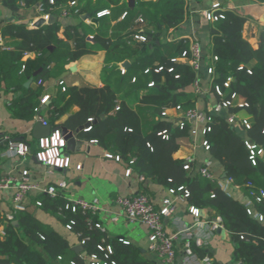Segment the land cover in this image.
Listing matches in <instances>:
<instances>
[{
    "label": "trees",
    "instance_id": "obj_1",
    "mask_svg": "<svg viewBox=\"0 0 264 264\" xmlns=\"http://www.w3.org/2000/svg\"><path fill=\"white\" fill-rule=\"evenodd\" d=\"M0 1L12 12L41 4L51 15L60 18L61 10L66 9V17L78 19V23L63 25V37H59V21L39 27L13 19L2 21L0 36L12 41L3 49L0 47V89L12 88L15 92L10 102L13 116L31 118L46 111L51 128L66 127L71 131L91 118L90 129L81 130L80 138L96 140L153 184L176 189L180 194L186 190L185 199L190 206L211 209L220 217L233 245V263L264 264V220L257 218L259 214L264 217V197L259 195V189L264 190V31L259 33L254 46L243 34L247 16L226 9L212 23L211 43L204 51V60L208 61L210 55L217 57L211 95L217 102L232 101V105L220 112H206L210 117L209 130L203 135L209 144L207 152L226 179H232L247 196L250 201L247 206L228 194L217 179L202 176L192 162L184 168L186 161L174 154L190 140L192 122L184 119L180 127L169 117L161 116L163 109L177 105L178 113L184 115L203 97L193 89L196 74L191 66L172 60L188 49V41L162 39L166 30L183 20L185 0H136L133 7H128L125 0H54V4H49V0ZM70 1L75 4L69 5ZM104 9L109 12L98 17L97 24H88L80 18L83 13L96 17ZM139 16L142 22L136 20ZM139 33L146 37L145 44L135 39ZM55 49L63 50L64 58L51 67L50 55ZM99 50L104 52L105 63L100 86L63 81L65 90L59 87L55 99L41 105V85L35 82L24 85L30 78L43 82L62 71L66 62ZM29 52L42 53L35 71L22 61ZM125 60L129 65L121 74L118 63ZM23 63L25 68L21 70ZM145 69L149 71L144 73ZM133 76L135 82H131ZM226 76L231 77L228 86L223 84ZM151 81L153 85L147 86ZM215 86L221 95L216 93ZM73 106L78 109L71 113ZM230 113L247 118L249 128L230 124L227 121ZM102 114L104 117L99 118ZM163 130L165 137L158 134ZM247 144L262 151L254 154V164ZM179 187L182 189L177 190ZM31 200L38 201L39 208L64 225L70 223V230L77 235L85 255L74 251L65 237L28 210H14L11 220L0 217L4 233V236L0 234V264H157L133 243L96 227L95 223L99 222L96 213L79 207L72 211L63 190L53 196L41 192L32 195ZM189 243L199 257L209 255L193 240Z\"/></svg>",
    "mask_w": 264,
    "mask_h": 264
},
{
    "label": "crops",
    "instance_id": "obj_2",
    "mask_svg": "<svg viewBox=\"0 0 264 264\" xmlns=\"http://www.w3.org/2000/svg\"><path fill=\"white\" fill-rule=\"evenodd\" d=\"M218 1L221 2L225 9L238 10L242 12L243 15L247 16L243 34L254 46H256L259 33L264 31L261 23V18L264 17V2H256L254 0ZM125 2L127 4V0H125ZM211 2V0H185V14L183 20L174 27L166 30L163 33L162 39L164 41H173L195 35L200 41L203 51H206L211 43L210 30L212 23L204 19L203 11L210 6ZM39 17L40 13L36 4L20 8L17 12H12L5 8L0 1V28L3 25L2 21L9 19H13L17 22L24 21L29 24V26H33L32 24ZM57 21L61 24L59 37H63V25L66 23H78V19L71 17H57ZM85 22L88 24L92 23L88 20ZM89 36L90 35H88V38ZM11 41L10 38H2L0 36V47L3 49V46L9 44ZM2 51L1 62L3 63L5 60ZM41 55L42 53L29 52L23 56L22 61L27 63L31 71H35L36 61ZM50 58V66L54 67V65H57V63L63 60L64 51L55 49L50 55ZM207 62V59L204 60L203 66H205ZM73 65H76L75 70L70 69ZM119 65L120 63H118V66ZM104 66V52L101 50L94 54L83 56L76 61L66 62L62 71L43 80L39 95V103L41 105H48L55 99L59 87L61 88L59 85V81L61 80L71 82L74 85H78L81 82L99 86L102 85ZM28 81H30V84L35 82V84L39 85L34 78H30ZM200 81L204 93L202 94L203 97L197 101L196 108L204 114H206V112L215 113V107L218 102L211 95L210 78L203 74ZM14 96L15 92L12 88L6 89L2 87L0 89V132L8 135L12 141L26 143L29 146V151L25 155L3 156L2 152L5 150L6 145L5 143H1L0 176H20L21 171L27 169L29 170V182L38 185L40 188H44L62 179L66 180L71 185L70 188L67 189V193L64 191L67 198L87 200L93 198L98 199L100 206L97 213L99 222L110 236L116 238L121 237L127 242L133 243L142 249L147 258L155 261L157 264H163L157 258L156 253L150 248L148 242V229L142 224L129 222L124 215L120 213V208L116 205L114 200L118 195L144 192L151 198L156 207H160L162 205V200L168 196V189L153 184L143 177L141 179V175L137 174L133 169L130 175H125V171L129 166L125 160L121 158L120 160H115L114 158L105 157L107 150L102 148L97 142H90V140L83 138H81L83 143L80 146H71L72 150H68L65 143V153L69 155L70 159L68 167H48L37 161L34 157V153L38 149V138L33 135V129L35 124L40 120L37 118V114L31 118L13 116L10 102ZM43 97H46V101L41 103ZM77 109V106H73L71 108V113L75 112ZM168 113L175 119L181 118L173 109H168ZM40 116L49 120L46 111ZM191 122L192 126L202 125L201 122ZM53 129L55 128H51V130ZM37 131L36 133H39V137L46 135V129L43 128V126H39ZM201 139V135H196L194 137L190 136V140L184 142L179 150L175 152L174 156L184 160L191 158V162L195 169H198L204 161L210 160L211 171L215 176L223 179L222 170L218 163L211 159L208 152L201 147ZM226 192L239 201H247V196L237 185H228ZM38 193H40L38 189H34L30 192V200L26 210L31 212L39 220L50 224L57 232L65 237L72 246L78 244L79 240L75 233L67 229L65 225L53 215L44 212L32 202L31 196L37 195ZM12 194L13 190L11 189L0 190V217H4L13 211ZM182 195L183 194L178 192L176 193L174 211L163 219L165 230L174 236V247L176 252L175 264H183L186 240L182 232L185 230L190 231L193 236L199 235L200 237H205L202 248L208 252V256L212 259V264H236L232 261L233 245L227 230L225 235H222L214 230L210 231L207 228V222L212 221L213 218L216 217L214 211L208 208H201L200 210H202V212H200L198 218H195L189 211L190 205ZM114 217L118 219L114 221ZM2 235L4 236V234Z\"/></svg>",
    "mask_w": 264,
    "mask_h": 264
},
{
    "label": "built area",
    "instance_id": "obj_3",
    "mask_svg": "<svg viewBox=\"0 0 264 264\" xmlns=\"http://www.w3.org/2000/svg\"><path fill=\"white\" fill-rule=\"evenodd\" d=\"M210 6L203 11V17L204 19L209 22L213 23L216 21L219 17H221V13L225 11L226 9L223 7L221 2L218 0H211ZM49 4H54V0H49ZM75 1H70L69 5H74ZM37 9L40 13V17H42L45 21L51 16V14L47 11H44L41 4H37ZM236 12H239L242 14V12L234 9H230ZM109 11L108 9L101 10L97 12L96 17H100L104 14H107ZM68 14V11L66 9H62L60 16L66 17ZM243 15V14H242ZM124 16V14L121 16V18ZM245 16V15H244ZM137 21L142 22L143 19L139 16ZM261 23L264 28V17L261 18ZM89 38L91 39L92 36L90 35ZM135 39L142 44H145L147 42L146 37L139 33L135 35ZM188 41V49L182 52V55L180 58H173V61H182L191 66L193 71L196 74V80L193 84V89L197 94H203L204 91L201 87V77L203 74H205L207 77L210 78V91L213 84V79L217 75V71L215 68V61L217 60V57L215 55H210L208 62L205 66H203L204 63V51L203 47L201 46L200 41L195 35H190L185 37ZM25 65L24 63L21 65V70H24ZM242 68V67H240ZM120 73L124 74L126 68L123 67L120 63L119 65ZM149 69H145L144 73H147ZM231 80L230 76H226L224 80V86H228L229 81ZM136 77L133 76L131 78V82H135ZM37 83L39 85H42L43 82L41 80H38ZM59 85L61 86V90L64 91V82L61 80L59 81ZM153 82L147 83V86H152ZM215 91L218 95H221V91L218 86H215ZM234 96V95H233ZM232 96V97H233ZM46 101V97H43L41 99V103H44ZM230 105H232L231 100H223L222 102H218L217 106L215 107L216 112H220L223 109H227ZM119 107L116 106L115 109L117 110ZM178 115H180V119H175L174 117H171L168 113V109L165 108L161 111L162 117H169L174 121L175 124L182 127L183 120L188 119L190 121H197L201 122L202 125H194L190 128V136L194 137L196 135H201L202 139L200 142L201 147L207 151L209 149V144L207 140L204 138V134L207 130H209L208 122L210 121V117L198 110L196 107L193 109H189L184 115L179 114L178 110L180 109V106L177 105L174 108H172ZM35 112L38 111V108L34 109ZM37 118L41 121L43 125H50L48 120L41 117L40 115H37ZM227 121L232 124L234 127H243V128H249V121L247 118H239L237 115L230 113L227 115ZM88 122H92V119L89 118ZM90 126L85 128V130H89ZM166 131L163 130L159 132V135H162L165 137ZM90 142H96V140H90ZM5 143L6 148L2 152L3 156H15V155H25L29 151V146L26 143L23 142H15L12 141L8 135L2 134L0 132V144ZM65 138L61 133V130L59 128H55L51 130V132L47 136L39 137L37 140L38 149L34 153V157L37 161L43 163L44 165L48 167H57V168H66L69 166V155L65 153ZM247 146L250 149V159L252 163L254 164V154H261V149H257L254 145ZM105 157L107 158H114L115 160H120L119 155H113L110 152L105 153ZM191 158H187L185 161L184 168H188V163L191 162ZM132 161L130 160L129 163ZM211 161L206 160L202 163V165L199 167V173L209 179H217L220 183V186L227 191V187L230 184H234L232 179H220L217 176L214 175V173L210 169ZM132 172V167L129 165L125 171V175H130ZM28 173L29 170L24 169L21 171L20 176L15 175H3L0 176V190L3 189H11L13 190L12 194V201H13V211L14 210H26L29 204L30 200V192H32L34 189H38L41 192L47 193L51 196L55 195L58 190L67 191V189L70 188V183L66 180L62 179L57 181L56 183L49 184L45 186L44 188H40L38 185H35L28 180ZM143 176H140L142 179ZM235 185V184H234ZM182 187H179L177 190H181ZM67 193V192H66ZM176 189L169 188L168 189V196H166L162 200V205L160 207H156L154 203L152 202L151 198L144 192H138L136 194H129V195H118L115 197L114 202L117 206L120 208V213L124 215V217L131 223H139L144 225L148 229V242L150 245V248L156 253L157 258L162 262L163 264H175L176 261V252L174 247V236L172 234H169L163 224L164 217L169 216L174 211V201L176 199ZM259 195L261 197H264V190L259 189ZM188 196V192L184 190V193L182 195L183 198H186ZM257 195L256 199H260ZM70 201V207L72 211H75L76 207H79L82 210L90 211L93 214H97L99 211V201L97 198H93L90 200L87 199H69ZM37 206L39 205V202L37 201L35 203ZM246 205H250V201H246ZM68 207V205L66 206ZM12 211V212H13ZM190 213L195 217L198 218L200 215V209L194 206L189 207ZM249 214H251V210H247ZM12 212L7 214L5 217L8 220L12 219ZM257 218L259 221H263L264 217L262 215H257ZM117 217H114L113 220H117ZM207 228L212 231L222 225L220 217L216 216V221H209L207 222ZM95 226L103 229V225L100 222H96ZM65 227L67 229H70V223L66 224ZM184 234L186 245H185V254L183 256V264H212V259L210 256L206 255L203 257H199L197 254L192 252L190 247V240H193L195 244L199 247H202V243L205 237H200L199 235L193 236L190 231L185 230L182 232ZM0 234H4L0 225ZM207 235V234H206ZM124 242H127L124 240ZM109 249V247H108ZM94 259L95 256H92ZM93 264V263H92ZM96 264H99L96 262ZM106 264V263H101Z\"/></svg>",
    "mask_w": 264,
    "mask_h": 264
},
{
    "label": "water",
    "instance_id": "obj_4",
    "mask_svg": "<svg viewBox=\"0 0 264 264\" xmlns=\"http://www.w3.org/2000/svg\"><path fill=\"white\" fill-rule=\"evenodd\" d=\"M135 5V0H127V6L128 7H133ZM80 18L82 20H88V21H91L92 23H95L97 24L98 22V18L97 17H91L88 13H83L80 15ZM54 21H57V17L54 16V15H51L46 21L42 18V17H39L32 25L35 26V27H39L41 25H44V24H47V23H51V22H54ZM121 65L123 67H127L129 65V61L128 60H125L121 63ZM76 68V65H73L70 67L71 70H75ZM30 84V81H27L24 83L25 86H28ZM104 115L102 114L99 118H103ZM95 122V121H93ZM91 124V122H87L84 126H80L78 129H76L75 131H71V130H68L66 127H60L59 129L61 130V133L62 135L64 136L65 140H66V148L68 150H72V147L71 146H80L82 143H83V140H81V138L79 137V132L87 127H89ZM39 126H43V128L46 129V135L44 136H47L51 130V127L50 125H43L41 123V121L37 122V124H35L34 126V129H33V135L37 138H39V133H36L38 132L37 130L39 129ZM42 137V136H40ZM222 178L225 179V173H222ZM248 200V198H247ZM200 212H202V210H200ZM212 221H216V217L213 218ZM13 223H16V221H13ZM215 231L217 233H220L222 235H225V232H226V229L220 225L218 226ZM119 239L122 240L121 237H118ZM72 249L78 253H80L82 256L85 255V252L83 251V246L81 245V243H78L76 245H73L72 246ZM142 251V249H141ZM143 252V251H142ZM236 264H242L241 262H238Z\"/></svg>",
    "mask_w": 264,
    "mask_h": 264
}]
</instances>
